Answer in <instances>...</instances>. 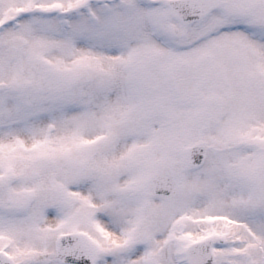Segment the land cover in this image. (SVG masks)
<instances>
[{
	"label": "snow or ice",
	"instance_id": "6c2138e0",
	"mask_svg": "<svg viewBox=\"0 0 264 264\" xmlns=\"http://www.w3.org/2000/svg\"><path fill=\"white\" fill-rule=\"evenodd\" d=\"M0 264H264V0H0Z\"/></svg>",
	"mask_w": 264,
	"mask_h": 264
}]
</instances>
